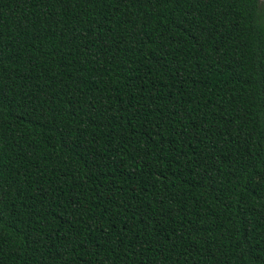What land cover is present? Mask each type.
Segmentation results:
<instances>
[{"label":"trees","instance_id":"16d2710c","mask_svg":"<svg viewBox=\"0 0 264 264\" xmlns=\"http://www.w3.org/2000/svg\"><path fill=\"white\" fill-rule=\"evenodd\" d=\"M261 0H0V264H264Z\"/></svg>","mask_w":264,"mask_h":264},{"label":"rangeland","instance_id":"374dc122","mask_svg":"<svg viewBox=\"0 0 264 264\" xmlns=\"http://www.w3.org/2000/svg\"><path fill=\"white\" fill-rule=\"evenodd\" d=\"M261 2L264 3V0H261ZM262 8H263V4H261V12H262V14H263V16H264V11H262Z\"/></svg>","mask_w":264,"mask_h":264}]
</instances>
